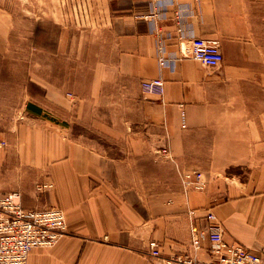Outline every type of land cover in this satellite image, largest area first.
Instances as JSON below:
<instances>
[{"label":"crops","instance_id":"obj_1","mask_svg":"<svg viewBox=\"0 0 264 264\" xmlns=\"http://www.w3.org/2000/svg\"><path fill=\"white\" fill-rule=\"evenodd\" d=\"M101 1L87 63L72 70L82 86L77 79L62 95L40 78L43 95L22 114L38 118L37 143L22 153L0 150V190L18 189L26 207L56 205L67 216L68 232L51 247L33 248L28 264H168L182 254L209 260L212 224L264 258V0H161L167 16L160 29L174 31V10L188 6L186 32L220 39L218 66L189 56V41L186 55L167 44L165 55L177 58L160 66L154 26L144 17L152 0ZM40 18L60 22L63 15L51 9ZM154 77L165 81L162 94L142 89ZM99 117L104 134L119 142L113 148L77 137L68 122ZM185 169L203 170L205 189L186 191ZM38 181L54 186L38 193ZM193 226L202 234L197 250ZM151 240L161 256L150 254Z\"/></svg>","mask_w":264,"mask_h":264},{"label":"rangeland","instance_id":"obj_2","mask_svg":"<svg viewBox=\"0 0 264 264\" xmlns=\"http://www.w3.org/2000/svg\"><path fill=\"white\" fill-rule=\"evenodd\" d=\"M51 9L63 15V20L40 18ZM104 12L101 0H0V143L7 144L0 146L1 151L9 146L22 153L27 150L24 146L37 143L38 118L22 114L28 101L43 95L40 78L56 83L62 95L77 79L82 86L84 77L77 73L76 78L72 70L87 63L84 50L88 32L102 24ZM60 46L64 51L55 56L53 52ZM100 111L101 107V115ZM75 121L68 122L84 141L103 150L119 143L112 135L104 134L106 120L101 117ZM21 124L27 125L21 129Z\"/></svg>","mask_w":264,"mask_h":264},{"label":"built area","instance_id":"obj_3","mask_svg":"<svg viewBox=\"0 0 264 264\" xmlns=\"http://www.w3.org/2000/svg\"><path fill=\"white\" fill-rule=\"evenodd\" d=\"M148 13L144 17L153 23V32L158 40V61L160 66L175 64L176 55L167 57L165 49L169 43H178L182 54L186 55V42L189 41L188 55L207 66H218L223 61L221 41L218 38L190 36L184 28V18L188 6L174 10V31L160 29L158 21L167 16V11L161 0H152ZM190 37V38H189ZM165 81L162 77L144 79L142 89L147 92H164ZM184 118V112H182ZM186 124L183 123V126ZM1 145H6L5 141ZM162 153L170 157L167 148ZM184 189L203 190L206 187L204 172L200 169H185L180 171ZM54 186L50 181H38L35 189L43 193ZM194 213V210H190ZM206 216L215 219L213 211H207ZM68 232L67 216L60 206L44 208L26 207L20 190H0V264H28L31 250L35 247H51L61 236ZM208 236L212 258L201 260L194 254L173 255L168 258V264H264V258L253 248L241 243H231L224 238V230L220 224L209 226ZM196 226L192 227V248L197 250L202 246V236ZM149 252L153 256H161V246L157 240L149 242Z\"/></svg>","mask_w":264,"mask_h":264},{"label":"trees","instance_id":"obj_4","mask_svg":"<svg viewBox=\"0 0 264 264\" xmlns=\"http://www.w3.org/2000/svg\"><path fill=\"white\" fill-rule=\"evenodd\" d=\"M36 111H38V109L37 108H34Z\"/></svg>","mask_w":264,"mask_h":264}]
</instances>
